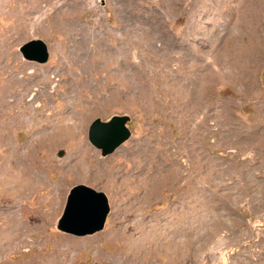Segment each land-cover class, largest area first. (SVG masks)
Returning a JSON list of instances; mask_svg holds the SVG:
<instances>
[{"label": "rangeland", "instance_id": "1", "mask_svg": "<svg viewBox=\"0 0 264 264\" xmlns=\"http://www.w3.org/2000/svg\"><path fill=\"white\" fill-rule=\"evenodd\" d=\"M53 4L60 8L55 12L59 16L43 2L17 36L9 42L0 37V90L7 85L15 88L9 98L15 103L6 106L0 124L4 130L0 156L10 163L12 147H17L20 154L13 157L11 169L20 173L16 164L23 161L32 172L39 170L33 183L36 190L31 189L20 204V196L9 195V189L19 188L9 182L0 187V206L11 200L20 219L38 224L23 243L1 255L3 264H264V0H53ZM1 19V33L11 31L14 18ZM73 29L78 34L67 42ZM81 30L91 31L93 39L87 45ZM32 39L48 45L46 64L22 58L19 46ZM78 43L86 52L82 70L74 57L63 55ZM94 45L101 53L116 54L111 73L100 70L99 58L91 59ZM64 62L77 73L75 98L80 92L85 95L89 109L93 96H101V101L93 98L99 105L81 133L63 140L47 136L34 143L27 157L31 138L44 130L32 129L37 124L30 126L25 120L59 109L70 86L60 73ZM188 66L197 76L191 81ZM114 115L131 117V137L102 157L90 143L88 129L95 119L105 121ZM137 145L148 147L165 170H179L180 178L175 174L167 178L162 190L153 194L134 170ZM122 149L128 152L119 156ZM61 150L65 155L59 158ZM76 153V161L70 162ZM142 161L157 168L151 157L143 155ZM113 167L115 176H106L105 170ZM80 184L105 193L111 207L103 230L82 237L56 228L69 190ZM198 187L213 197L209 207L208 198L201 193L197 197L207 205L204 210L189 204ZM172 203L179 206L182 221L178 226L156 224ZM127 212L132 213L128 218ZM93 241L98 244H90ZM134 252L146 258H135Z\"/></svg>", "mask_w": 264, "mask_h": 264}, {"label": "bare ground", "instance_id": "2", "mask_svg": "<svg viewBox=\"0 0 264 264\" xmlns=\"http://www.w3.org/2000/svg\"><path fill=\"white\" fill-rule=\"evenodd\" d=\"M46 4V6L48 7V10H51V14L55 15V16H59V13L55 12H59L60 8H56L53 4V0H11L6 2V0H1L0 2V24H2V19L3 17H13L14 21H13V25H12V29L11 31H8L5 34H2L0 31V37H4L6 38V40L9 42L10 39H12V37H15L18 35V31H20L22 28H24L26 26L27 23L30 22V20L37 14L39 13V10L42 7V4ZM64 5H62L63 7ZM61 7V6H60ZM63 9V8H62ZM62 12H64V9L62 10ZM63 15V14H61ZM34 19V18H33ZM48 19V18H47ZM33 21V20H32ZM53 24V23H52ZM25 25V26H24ZM77 26V25H76ZM75 27V26H74ZM1 30V29H0ZM74 30V32H73ZM73 30H69V35H70V39L67 40V42L71 41L73 36H76L78 33L75 31V29ZM77 30V29H76ZM78 31V30H77ZM90 31V30H89ZM91 32V31H90ZM88 31H84L81 30V35L82 36V40H84L86 43V45L93 39L91 38L92 36L89 35L88 33H90ZM101 32V31H100ZM99 32V34H100ZM91 34V33H90ZM93 34V33H92ZM96 34V32L94 33ZM97 35V34H96ZM101 35V34H100ZM67 36V35H66ZM79 36V35H78ZM91 36V37H90ZM98 37V36H97ZM78 38V37H77ZM99 38V37H98ZM76 39V37H75ZM80 39V40H81ZM94 39H96V37H94ZM14 40V38H13ZM79 40V42H80ZM103 42V41H102ZM77 43V42H76ZM92 43V42H91ZM75 44V43H74ZM94 44V41H93ZM100 44L101 43L100 41ZM99 44V45H100ZM72 46V47H71ZM105 46V43H104ZM103 46V47H104ZM107 46V45H106ZM84 45L82 44H77L75 46L70 45L69 48L63 53L64 57L67 58H71L74 57L75 62L77 64L80 65V68L82 70V67H84V62H83V56L85 55V51H84ZM108 47V46H107ZM109 49V48H108ZM86 50V49H85ZM89 50V48H88ZM111 50V49H109ZM89 52V51H88ZM106 52V51H105ZM118 52V51H117ZM115 53L114 52H108V53H101V49L99 46L94 45L93 46V50L92 53L90 54V56L93 58H99L100 60L96 61L97 62H103L102 65H100V67H102L100 70L103 71L102 69H104L107 73H111V71L109 72V69L111 68V66L114 63L115 60ZM86 56V55H85ZM104 57L105 60L102 61L101 58ZM87 58V57H86ZM85 58V59H86ZM65 59V58H64ZM89 59V58H88ZM72 61V60H71ZM95 61V60H94ZM129 61V60H128ZM86 62V61H85ZM91 62V61H90ZM89 63V62H88ZM87 63V64H88ZM131 63V62H128ZM193 63V62H192ZM63 64V63H62ZM75 64V63H74ZM124 64V63H123ZM126 64V63H125ZM94 65V64H93ZM131 65V64H130ZM71 66V67H70ZM73 65L70 64L69 62H64V65H62V68L60 69V73L63 72V74L66 76V81L70 82V86L65 89V96L64 98L61 100V102L58 104L59 109L57 110H52L49 109L50 112L46 113L45 111H43L42 113H40L41 115H38V117H30L29 119L25 120L26 124H29L30 126H32V124L35 123L37 124V127H34L32 129L37 128L38 130H40L39 132H41V130H44V133L41 135H39L40 137L37 138H31V142L29 144L28 149L25 151V153L27 152L28 154H26V156L28 157V155L30 154V151L32 150V148H34L33 146L35 145L34 143H36V145L41 142V140L45 139V137L50 136L52 138H61V140H63L62 137H72L74 136L75 133H81L84 129V127L86 126L89 117L91 116V114L93 113V111H95L96 107H98L99 105V101L94 100L93 98H98L100 101V97L98 95L93 96V98L91 99V102L93 103V107L91 109H89L87 106L84 105L85 103V95L78 93V98H75V96L73 95L74 90L72 89V87L74 86L73 84L76 83L77 79L75 78V74L76 71L74 70V68L72 67ZM78 66V65H77ZM90 66V65H89ZM98 66V64H97ZM194 66V65H193ZM96 67V66H95ZM113 67V66H112ZM131 66H129L130 68ZM86 68V66H85ZM115 68V67H114ZM128 68V69H129ZM189 69H187L188 72V78L187 81H191L193 79V77L197 78V76L194 74V69L192 66H188ZM84 69V68H83ZM90 69V67H89ZM97 69V68H96ZM126 69V68H125ZM127 69V70H128ZM131 69V68H130ZM92 70V68H91ZM115 70V69H114ZM112 70V71H114ZM94 70H92L93 72ZM98 71V70H97ZM98 71V72H101ZM118 71V70H116ZM130 71V70H129ZM128 71V72H129ZM83 72V71H82ZM127 72V71H126ZM131 72V71H130ZM1 73V72H0ZM79 73V72H78ZM83 74V73H82ZM87 74V73H86ZM120 74V73H119ZM124 73H122L123 75ZM89 75V73H88ZM99 75V74H98ZM113 75V74H112ZM121 75V76H122ZM206 76H208L207 74H205ZM137 76V74H136ZM83 77V76H82ZM93 78V77H92ZM95 78V77H94ZM107 78V77H106ZM120 78V76H119ZM125 78V77H124ZM194 78V79H195ZM208 78L203 79V82H205ZM98 81V79H97ZM198 81V80H197ZM196 81V82H197ZM80 82V81H79ZM87 82H91L90 80ZM130 83V82H129ZM82 84V83H81ZM89 84V83H88ZM189 84V83H188ZM187 86L189 87L190 85ZM83 85V84H82ZM204 85V84H203ZM5 89H1L0 90V124L3 123V119L5 118L4 116V112L6 111V106L7 105H12L15 103V100L13 103H11L9 101V98H11L12 94H13V90L15 89L13 86H9ZM128 88V87H127ZM80 89V88H79ZM90 89V88H89ZM97 89V88H96ZM107 89V88H106ZM131 89V88H130ZM112 90V89H111ZM85 91V90H84ZM99 91V90H98ZM109 91V90H108ZM209 92V88H207V94ZM63 94V93H62ZM92 94V92H91ZM96 94V92H95ZM190 95V94H189ZM188 95V96H189ZM107 96V95H106ZM193 96V95H192ZM63 97V96H62ZM107 99V98H106ZM113 100V99H112ZM89 102V101H88ZM112 102V101H111ZM90 103V102H89ZM110 103V102H109ZM104 104V103H103ZM92 106V105H91ZM189 106V105H188ZM7 112V111H6ZM192 113V112H191ZM6 114V113H5ZM194 114V113H193ZM182 118V117H181ZM183 120V119H182ZM11 122H14V120H11ZM4 132L3 127L0 128V141H2V133ZM79 135V134H78ZM55 139V140H56ZM47 143V141H46ZM137 143V142H136ZM45 144V143H44ZM169 145V144H168ZM40 146V145H39ZM36 147V146H35ZM38 147V146H37ZM134 147V146H133ZM130 147V148H133ZM169 147V146H168ZM127 148V149H130ZM137 148V155L136 157V168L134 169L137 173H138V177L140 178V180L143 182H145L148 186H151L152 188V193L155 194L159 189L163 188L162 185L166 182L167 178H174V176L176 175L177 177H179L178 171L175 168H173L172 170H165V168L159 163V160L156 159V157L152 154V152L148 149V147L143 150L141 148L140 145L136 146ZM166 148V147H164ZM171 148V147H170ZM13 151H12V157L10 158L11 162L9 163L7 160H9L8 158H4L0 156V161L2 166H0V187L3 186L4 182H9L12 185H14L13 187H17L19 189L16 190H11L9 189V192L11 194L20 196V199L18 200V204H20L23 200H25V197L29 195V191L32 190H36L35 185L33 184L36 179H38V172L39 170L32 172L27 164V162H19L18 164H16V167H18V170L20 171V173H17V171L12 170L11 167L13 166V162L14 158H16L18 156L19 153V148L17 147H12ZM127 149H122L121 152L119 153V156L124 154L125 151H127ZM29 150V151H28ZM85 148H80L78 149L79 152L84 151ZM133 150V149H132ZM161 151V150H160ZM165 151V149H164ZM85 152H87L85 150ZM128 152V151H127ZM133 152V151H132ZM135 153V152H134ZM172 153V152H171ZM20 154V153H19ZM166 154V153H165ZM143 155H146L148 157L152 158V163L157 162V168H153V166H151L150 164L143 163ZM167 155V154H166ZM22 156V155H21ZM24 156V155H23ZM78 154L76 153V156H74V158L70 159V162H75L77 159ZM168 156V155H167ZM207 157V156H206ZM170 158V157H169ZM206 159V158H205ZM209 159V158H208ZM208 159H206L208 161ZM22 160V159H21ZM166 160V159H165ZM170 161V160H169ZM151 163V164H152ZM145 164V165H144ZM170 164V163H169ZM104 165V164H102ZM172 166V165H171ZM34 167V166H33ZM11 169V170H10ZM176 170V172L174 171ZM105 174L108 177H112L115 176V172H116V167L114 168H110L105 170ZM175 174V175H174ZM118 175V174H117ZM121 177H125L121 174H119ZM118 175V176H119ZM9 176V178H8ZM40 176V175H39ZM134 177V176H133ZM180 178V177H179ZM140 181V182H141ZM127 183V182H126ZM174 185V184H173ZM199 185V184H198ZM195 188V187H194ZM7 189V188H6ZM149 190V189H148ZM147 190V191H148ZM162 190V189H161ZM151 191V190H150ZM7 192V193H9ZM190 192V191H189ZM207 191L203 188L199 189L196 188L194 189V193H195V197H194V193H192L193 195V200L190 201V205L196 208H204V206L207 207V205H204L203 202H199V200L197 201V197L204 195L205 198H208V207L211 205L212 206V202H213V197L210 194H206ZM28 193V195H27ZM191 194V193H190ZM12 196V195H11ZM25 196V197H24ZM15 197V196H14ZM191 197V196H190ZM146 198V197H145ZM192 199V198H191ZM189 200V199H188ZM138 202V201H137ZM146 202V201H145ZM134 203V202H133ZM144 203V200L142 201V204ZM6 204V202H5ZM140 205V204H139ZM177 205V204H176ZM178 206V205H177ZM174 207V203H172L170 205V207L167 208L166 212H163L161 215H158L159 217H157L156 219V224L158 225H164L166 226L167 223H172V226H178V223H180L182 221L181 217H180V210H178V207ZM17 206H15V203H13V201H9L8 205L6 204L5 206H0V257L3 253H5V251H7L8 249H14V247L18 246L22 240L24 241V239L28 236V234L32 232V230L35 228H38V224H28L27 222H25L23 219H20V217L17 214ZM132 207V206H131ZM187 207V206H186ZM188 208V207H187ZM130 209V208H129ZM184 209V208H183ZM195 209V208H194ZM143 210V209H142ZM204 210V209H203ZM131 212V211H130ZM204 212V211H202ZM126 213V212H125ZM129 213V212H127ZM134 213V212H133ZM183 213V211H182ZM206 213V212H205ZM132 213L126 214V217L128 218ZM125 216V215H124ZM182 216V214H181ZM206 216H208L206 214ZM210 219V218H209ZM155 224V225H156ZM130 226V225H129ZM162 227V226H161ZM131 229V228H130ZM103 238V236H102ZM124 238V237H123ZM128 241H130V247H131V237L127 238ZM135 242V241H134ZM25 243V242H24ZM89 243V242H88ZM97 241H93L90 244H96ZM153 243V242H152ZM151 243V244H152ZM156 243V242H155ZM98 244V243H97ZM149 244V243H147ZM153 246V245H152ZM148 248V247H147ZM156 248V246H155ZM152 249V248H151ZM137 252V251H136ZM150 252V251H149ZM152 252V251H151ZM135 253V252H134ZM128 257V256H127ZM135 258H139L140 260H143V258H146V256L140 255V253H135L134 255ZM149 257V256H148ZM2 257L0 258V264H3L2 262ZM148 260V258H147ZM52 262H56L55 260H52ZM50 263V262H49Z\"/></svg>", "mask_w": 264, "mask_h": 264}, {"label": "water", "instance_id": "3", "mask_svg": "<svg viewBox=\"0 0 264 264\" xmlns=\"http://www.w3.org/2000/svg\"><path fill=\"white\" fill-rule=\"evenodd\" d=\"M18 50L28 62L46 64L50 58L48 45L42 39L23 43ZM130 121L129 115H114L105 121L97 118L89 126L88 139L101 156L106 157L130 139ZM64 155V150L57 154L59 158ZM110 212L109 199L105 193L84 184L75 185L69 190L56 228L79 237L93 235L103 230Z\"/></svg>", "mask_w": 264, "mask_h": 264}]
</instances>
